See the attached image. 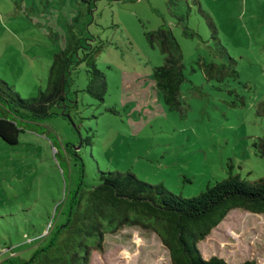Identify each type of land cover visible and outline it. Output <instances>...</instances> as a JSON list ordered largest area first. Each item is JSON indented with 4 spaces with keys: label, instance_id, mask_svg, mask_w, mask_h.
Returning a JSON list of instances; mask_svg holds the SVG:
<instances>
[{
    "label": "rangeland",
    "instance_id": "rangeland-1",
    "mask_svg": "<svg viewBox=\"0 0 264 264\" xmlns=\"http://www.w3.org/2000/svg\"><path fill=\"white\" fill-rule=\"evenodd\" d=\"M185 5L193 37L183 34L173 14ZM164 22L183 52L186 79L176 110L150 80L164 54L145 32ZM100 41L96 65L106 76L104 100L82 90L86 71L78 64L70 73L69 90H77L71 120L51 114L24 124L16 144L0 138V261L10 249V256H29L38 244L30 238L63 218L66 194L79 176L95 184L99 170H130L184 197L229 170L250 180L264 176V114L256 110L264 98V0H0V77L22 97L45 88L56 52L78 44L81 54ZM219 43L238 72L223 83L207 80L198 62L224 61L215 55ZM198 248L204 258L264 264V214L230 210ZM89 264L171 262L155 231L131 225L107 233Z\"/></svg>",
    "mask_w": 264,
    "mask_h": 264
},
{
    "label": "trees",
    "instance_id": "trees-1",
    "mask_svg": "<svg viewBox=\"0 0 264 264\" xmlns=\"http://www.w3.org/2000/svg\"><path fill=\"white\" fill-rule=\"evenodd\" d=\"M180 7L173 13L176 23L182 26L185 36L193 37L196 32L187 26L189 8L186 5ZM206 18L213 38L218 39L215 24L209 15ZM145 35L150 45L158 46L164 54L163 63L152 68L151 87L160 94L169 109H179L182 106L180 85L186 79L181 46L165 22L154 30L146 31ZM78 46L67 45L54 54L46 86L38 94L22 97L12 84L0 77L2 140L8 144L18 143L24 124L36 123L51 114H62L71 120L68 111L76 106L77 90H69L70 73L78 64L83 63L86 71L87 82L82 90L100 101L104 100L106 76L96 65V55L103 48L102 42L88 44L81 54L77 53ZM215 55L225 60L198 59L205 78L222 83L229 78L236 79V62L220 43ZM238 102L244 104V98L239 97ZM55 105L61 108L60 112L52 111ZM256 110L264 114V98L257 103ZM254 144L257 146L258 142ZM259 145L264 155V130ZM97 177L95 184L78 177L66 194L63 218L48 227L46 233L40 232L30 238V243L38 244L29 256H10L14 252L10 249L0 264H89L92 250L103 249L107 233L131 225L155 231L169 252L171 264H229L216 255L204 258L198 242L234 208L264 214V176L250 180L229 170L227 176L190 197L176 194L162 183L142 180L130 170H99Z\"/></svg>",
    "mask_w": 264,
    "mask_h": 264
}]
</instances>
